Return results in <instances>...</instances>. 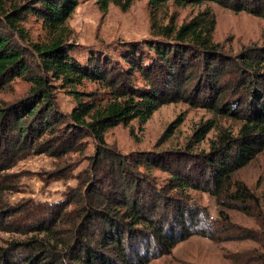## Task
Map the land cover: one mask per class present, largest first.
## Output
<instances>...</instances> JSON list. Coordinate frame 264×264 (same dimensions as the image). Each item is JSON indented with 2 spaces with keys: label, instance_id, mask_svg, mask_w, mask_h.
Returning <instances> with one entry per match:
<instances>
[{
  "label": "trees",
  "instance_id": "trees-1",
  "mask_svg": "<svg viewBox=\"0 0 264 264\" xmlns=\"http://www.w3.org/2000/svg\"><path fill=\"white\" fill-rule=\"evenodd\" d=\"M80 1L0 0V89L15 77L30 83L23 97L0 104V231L24 236L0 247V264H148L191 235L216 241L212 223L189 204L188 191L208 192L222 208L260 209L234 174L264 151V43L232 53L213 41L215 17L204 11L179 26L153 24V38L123 45L120 61L90 57L81 64L66 43V22ZM93 1L105 12L110 4L126 11L138 0ZM167 1L147 0L152 12ZM171 1L180 8L214 3L264 20V0ZM30 15L48 34L45 42L30 43L40 75L1 33L6 28L25 38L20 25ZM85 81L105 95L79 90ZM57 86L75 102L67 115L57 108ZM177 102L235 125L202 122L184 150L123 154L105 141L109 129L134 120L144 125L159 108ZM213 129L207 150L198 149ZM86 138L94 145L88 168L59 204L9 205L5 194L16 191L9 171L19 160L30 154L61 158ZM152 169L168 173L166 184H158ZM224 214L219 212L227 225Z\"/></svg>",
  "mask_w": 264,
  "mask_h": 264
},
{
  "label": "rangeland",
  "instance_id": "rangeland-1",
  "mask_svg": "<svg viewBox=\"0 0 264 264\" xmlns=\"http://www.w3.org/2000/svg\"><path fill=\"white\" fill-rule=\"evenodd\" d=\"M8 1L22 5L28 0ZM204 11H209L215 17L213 41L223 44L225 49L231 47L232 53H237L242 46L251 43H264L263 19L246 13L235 14L208 2L200 6L180 8L171 0L153 12L147 0L133 2L126 11L110 4L105 12L100 11L93 0H81L66 22L67 28L71 31L66 43L71 50L70 55L81 64H85L90 57L120 61L123 45L143 43L153 38V24L166 25L172 22L179 26ZM20 26L23 28L25 38L6 28H1V33L7 35L12 44L23 52L31 73L40 75L39 61L30 43L45 42L48 34L41 27V22L31 15L25 17ZM97 85L85 81L84 88L78 89L87 92L97 89L101 98L105 94ZM29 87L30 83L26 79L15 77L0 89V104H10L23 97ZM54 96L62 115H67L75 106L74 100L63 88L57 86ZM207 120H213L216 126L233 128L235 125L233 121L216 118L204 109L177 102L159 108L144 125L140 126L134 120L127 126L118 125L109 129L105 134V141L123 154L153 150H184L194 129ZM171 125L173 134L163 139L162 136ZM215 133V129L211 130L197 148L207 150L208 141ZM93 151L92 140L86 138L76 149L68 151L61 158L47 154H30L19 160L9 171L14 174L11 181L16 191L5 194L7 202L15 207L25 202H31L34 206L59 204L66 192L77 185L81 173L88 168L89 156ZM151 171L158 184H166L168 173L157 169ZM234 180L244 183L253 191L260 202L259 210L254 208L250 213H244L222 208L216 198L208 192L188 191L189 204L197 212H202L198 218L212 223L211 230L214 231L217 240L191 235L178 243L170 254L154 258L148 264H264V151L238 170L234 174ZM220 211L228 218L227 225L220 218ZM242 232L248 237L245 238ZM23 238L21 235L0 231V247H7L9 242ZM254 258L262 260L253 261Z\"/></svg>",
  "mask_w": 264,
  "mask_h": 264
}]
</instances>
